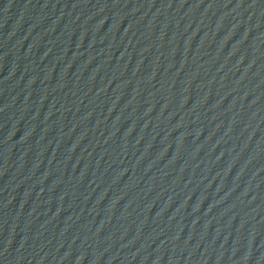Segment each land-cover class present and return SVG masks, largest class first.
I'll list each match as a JSON object with an SVG mask.
<instances>
[{
  "label": "water",
  "instance_id": "obj_1",
  "mask_svg": "<svg viewBox=\"0 0 264 264\" xmlns=\"http://www.w3.org/2000/svg\"><path fill=\"white\" fill-rule=\"evenodd\" d=\"M0 264H264V0H0Z\"/></svg>",
  "mask_w": 264,
  "mask_h": 264
}]
</instances>
